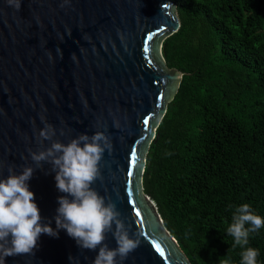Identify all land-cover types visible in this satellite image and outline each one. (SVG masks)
<instances>
[{
	"label": "water",
	"instance_id": "1",
	"mask_svg": "<svg viewBox=\"0 0 264 264\" xmlns=\"http://www.w3.org/2000/svg\"><path fill=\"white\" fill-rule=\"evenodd\" d=\"M180 25L174 0H0V179L9 168L17 175L34 168L29 189L42 222L56 229L58 197L67 194L57 189L52 165H38L29 150L51 146L37 138L46 125L64 144L104 132L112 149L92 187L116 203L132 238L141 233L123 264H191L143 186L146 156L183 76L164 57V42ZM105 243L117 247L111 232ZM98 251L60 229L5 264H93Z\"/></svg>",
	"mask_w": 264,
	"mask_h": 264
},
{
	"label": "trees",
	"instance_id": "2",
	"mask_svg": "<svg viewBox=\"0 0 264 264\" xmlns=\"http://www.w3.org/2000/svg\"><path fill=\"white\" fill-rule=\"evenodd\" d=\"M174 1L181 25L164 57L183 76L146 156L144 193L191 264H241L227 233L235 209L264 217V0ZM246 247L264 264V226Z\"/></svg>",
	"mask_w": 264,
	"mask_h": 264
},
{
	"label": "clouds",
	"instance_id": "3",
	"mask_svg": "<svg viewBox=\"0 0 264 264\" xmlns=\"http://www.w3.org/2000/svg\"><path fill=\"white\" fill-rule=\"evenodd\" d=\"M56 134L52 125H46L37 138L41 144L45 140L52 141L51 146L39 152L29 150L32 160L38 165L44 161L52 165L57 189L67 194L58 197L56 229L51 227V222H42L35 193L29 189L27 181L31 179L34 168L26 166L18 175L9 168L8 177L0 179V264H5L6 257L33 253L41 234L58 237L60 229H65L82 249L95 251L99 248L93 264H118L117 257L123 264L128 255L140 246L141 233L136 232L132 238L131 225L125 224L116 203L110 199L106 203L105 197L92 187L101 178L100 162L104 152L112 149L109 137L97 131L92 136L81 134L64 144L53 140ZM60 134L64 135L63 130ZM246 224L252 227L246 228ZM262 226L264 217L254 214L249 204L235 209L227 233L234 238L233 246L244 249L241 264H258V250L246 246L250 232ZM110 232L116 248H109L105 243ZM220 264L230 262L222 259Z\"/></svg>",
	"mask_w": 264,
	"mask_h": 264
},
{
	"label": "snow or ice",
	"instance_id": "4",
	"mask_svg": "<svg viewBox=\"0 0 264 264\" xmlns=\"http://www.w3.org/2000/svg\"><path fill=\"white\" fill-rule=\"evenodd\" d=\"M144 123L147 124L148 121L145 120ZM135 163H136V152L133 150V152L131 153L130 167H134ZM128 175L131 177L132 176V171H129ZM129 183H131V181H129ZM137 215H139V212H137ZM155 247H156V250L158 252H161V254H162V250L160 249V246L157 244V245H155Z\"/></svg>",
	"mask_w": 264,
	"mask_h": 264
}]
</instances>
